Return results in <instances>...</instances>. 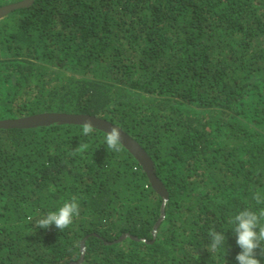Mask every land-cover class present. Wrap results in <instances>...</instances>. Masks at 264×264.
Listing matches in <instances>:
<instances>
[{"label":"trees","instance_id":"1","mask_svg":"<svg viewBox=\"0 0 264 264\" xmlns=\"http://www.w3.org/2000/svg\"><path fill=\"white\" fill-rule=\"evenodd\" d=\"M50 112L132 136L168 192L165 218L153 235L162 198L103 131L0 129V264H69L84 238L77 264H238L230 220L264 207L252 199L264 194V0H34L10 12L0 120ZM73 196L71 226L36 227ZM211 229L226 237L214 253Z\"/></svg>","mask_w":264,"mask_h":264},{"label":"clouds","instance_id":"2","mask_svg":"<svg viewBox=\"0 0 264 264\" xmlns=\"http://www.w3.org/2000/svg\"><path fill=\"white\" fill-rule=\"evenodd\" d=\"M95 131V126L91 120H85L81 124V134L91 135ZM104 143L108 150L118 152L122 147V132L118 127L112 126L105 131ZM88 147L87 144H81L73 154L82 152ZM252 199L257 205H264V194L255 191ZM80 215V204L77 197L73 196L65 201L56 211H50L36 221L37 228L48 229L55 225L57 229L63 231L71 226L75 218ZM230 223L234 225L233 230L236 235V243L241 251L235 257L238 264H261L257 258V249L264 255V207L258 211L245 208L231 218ZM210 244L208 250L212 253L217 252L225 243L226 237L223 232L215 229L209 230Z\"/></svg>","mask_w":264,"mask_h":264},{"label":"water","instance_id":"3","mask_svg":"<svg viewBox=\"0 0 264 264\" xmlns=\"http://www.w3.org/2000/svg\"><path fill=\"white\" fill-rule=\"evenodd\" d=\"M33 2L34 0H22L20 2L0 6V19L4 18L10 12L16 9L30 6ZM85 120H91L95 128L103 131L104 133L112 126L118 127L121 130L122 143H123L122 146L140 164L145 174L147 175L151 187L162 198L161 217L159 218L153 229V235H155L162 220L165 218V209H166V203L168 201V192L164 184L156 175L154 163L151 157L144 150V148L132 136H130L126 131H124L120 126L106 119L89 114L50 112V113L35 114L22 118L0 120V129H9V128L27 129V128H35L40 126H50L54 124L81 125ZM127 236L129 235L125 234L121 236L119 240H123ZM85 239L86 238H84L80 243V248H81L80 258L78 259V261L70 262L69 264H77L78 262L82 261L85 251Z\"/></svg>","mask_w":264,"mask_h":264}]
</instances>
